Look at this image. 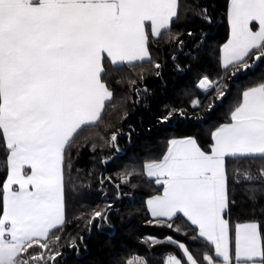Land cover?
I'll return each instance as SVG.
<instances>
[{
    "label": "snow or ice",
    "instance_id": "obj_1",
    "mask_svg": "<svg viewBox=\"0 0 264 264\" xmlns=\"http://www.w3.org/2000/svg\"><path fill=\"white\" fill-rule=\"evenodd\" d=\"M223 9L227 35L210 48L207 33L181 27L190 15L214 23L199 0H0V264H68L145 187L144 224L167 232L144 237L143 256L126 258L117 243L109 264H153L157 246L176 250L162 264H264V71L248 79L264 66V0ZM189 42L193 59L214 56L194 84L204 99L155 118L154 127L184 126L158 155L118 163L120 139L136 131L122 127L129 102L146 103L162 45L182 70L175 53ZM84 150L114 174L94 165L82 176Z\"/></svg>",
    "mask_w": 264,
    "mask_h": 264
},
{
    "label": "trees",
    "instance_id": "obj_2",
    "mask_svg": "<svg viewBox=\"0 0 264 264\" xmlns=\"http://www.w3.org/2000/svg\"><path fill=\"white\" fill-rule=\"evenodd\" d=\"M184 2L194 3L195 0H184ZM199 2L208 5L210 10L214 11V23L209 26L190 15L188 23L183 24L181 27L184 30H192L198 34L201 32L207 33L208 46L215 48L227 35V20L223 14L225 0H199ZM185 39L188 38L185 37ZM158 55L159 62L163 64L162 75L161 77L149 76L145 81V85L150 91L146 103L142 102L132 108L131 102H129V117L127 121L123 122L122 127L125 133L129 131V126L135 128L136 131L133 133L130 143L126 136L120 139L121 158L118 163H127L132 160L140 161L148 155H158L163 147L165 138L176 132L183 131L184 126H173L172 129H166L163 126L154 127L155 118L165 111L166 107L187 104L191 98L195 97L201 100L204 99L199 91L194 90V84L199 72L214 68L215 60L210 52L205 50L200 54L199 59H193L192 57L196 53L191 42H189L183 52L175 53L177 56L175 63H178L182 70H178L175 67L174 62L170 58L172 53L166 45H162ZM189 66H191L190 70ZM261 71H264V66L250 73L248 79L258 77ZM244 79L242 78L240 82H243ZM186 92H191L192 95L186 96ZM220 115L221 113L217 112L211 117L209 123L219 118ZM205 118H208L207 115ZM112 122L116 126H121L116 117H112ZM206 127L207 124L204 125L202 130H205ZM148 129H151V132ZM92 156V153L84 150L82 156L78 159L77 167L81 169L80 174L82 176L92 170L94 165L97 174H114L117 168L116 165H112L106 171L105 168L96 164ZM256 166V164H253V169ZM150 190L145 187L133 192L132 189L125 188V191L133 192L135 199L129 200L125 198L121 203H118L117 207L121 209V215L119 217L113 216L114 227L99 231L94 229L92 234L86 237L87 251H83L79 257L69 254L68 264H109V254L117 243L126 258L131 255H145L146 251H148L147 245L141 243V240L148 236L162 237V234L167 232V230L144 224V213L141 209L142 192ZM234 194L240 204L243 205L247 195L246 188L237 187L234 189ZM99 199L95 195L94 187L92 201L99 202ZM129 212H131V215H129ZM169 251L175 252L176 250L171 246H157L152 249L150 255L153 259V264H162L163 256Z\"/></svg>",
    "mask_w": 264,
    "mask_h": 264
}]
</instances>
